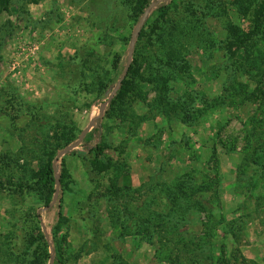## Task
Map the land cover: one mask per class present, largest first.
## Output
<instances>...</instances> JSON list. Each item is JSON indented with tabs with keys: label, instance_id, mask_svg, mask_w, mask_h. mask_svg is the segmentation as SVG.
<instances>
[{
	"label": "rangeland",
	"instance_id": "rangeland-1",
	"mask_svg": "<svg viewBox=\"0 0 264 264\" xmlns=\"http://www.w3.org/2000/svg\"><path fill=\"white\" fill-rule=\"evenodd\" d=\"M141 1L0 0V264H264V0L156 11L101 114Z\"/></svg>",
	"mask_w": 264,
	"mask_h": 264
},
{
	"label": "trees",
	"instance_id": "trees-1",
	"mask_svg": "<svg viewBox=\"0 0 264 264\" xmlns=\"http://www.w3.org/2000/svg\"><path fill=\"white\" fill-rule=\"evenodd\" d=\"M155 0H142L141 1V6H140V18L141 16L143 15L144 11L150 6L151 3H153ZM157 2V5L152 9V11L150 12V16L151 17L156 11L160 10V11H165V9L173 3V0H159V1H156ZM149 19V18H148ZM147 19V20H148ZM139 21V20H138ZM138 23V22H137ZM147 23V21H146ZM146 27V24L145 26L143 27L142 31H141V35H143L144 33V28ZM132 67V66H131ZM131 67H130V70H131ZM129 70V72H130ZM129 75V73H128ZM127 75V76H128ZM158 83V82H157ZM125 85V80L123 81L122 83V86ZM160 90H164V87L163 85H161V83H159V87H158ZM114 100L110 101L109 104L111 105L113 103ZM100 118H97L96 120H98ZM88 140L89 141H92L93 140V135H89L88 137ZM94 149V152H95V156L97 158V160L99 162H96V163H100V158L103 156V151H104V146L101 142H98L95 144V146L92 148ZM111 164H107L104 168H111ZM105 170V169H104ZM42 174H43V181H44V185L47 187L48 189V197H47V200H46V203L45 205H49L50 202L54 199L53 196L55 195V192H56V186H57V183H56V179H55V174H56V164L54 162H50L49 164H47L43 171H42ZM67 174V170L66 169H63V174L61 176V182H63V179L64 177L66 176ZM61 187H62V184H60V190H61ZM171 203V202H170ZM41 217H44L43 213H41L40 215ZM48 233L46 231V227L43 226V228L41 229V232L39 234V246H40V249L42 247V244H44V246L46 247V250H45V253L47 254H44V256H46V258L48 259L49 258V253L47 251L48 249V246H49V240H48ZM49 250V249H48ZM40 258H43V257H40Z\"/></svg>",
	"mask_w": 264,
	"mask_h": 264
},
{
	"label": "water",
	"instance_id": "water-1",
	"mask_svg": "<svg viewBox=\"0 0 264 264\" xmlns=\"http://www.w3.org/2000/svg\"><path fill=\"white\" fill-rule=\"evenodd\" d=\"M156 5H157V2L156 1H154L153 3H151L150 6L144 11L143 15L141 16V18L139 19L137 25L135 26L134 31H133V34H132V37H131V42H130V47H129V53H128V60H127V66H126V68L124 70L123 76L121 77V79L119 80V82L116 84L115 88L111 92V94L108 97V99L101 104V107H100L101 114L104 113L105 108H106V105L110 101H112L114 99V97L116 96V94L120 90L123 81L126 79L128 73H129L130 67L132 66V63H133V56H134V51H135V46H136L137 39L141 35V31H142L143 27L145 26L147 19L150 16V12L152 11V9ZM95 123H96V120H93L89 124V126L85 130H83V132L81 133V135H80V137H79V139H78L77 142H75L74 144L70 145L69 147H67L63 151H61L59 153V155H58L57 160H59V158L62 157L64 154H66V153H68V152L76 149L82 143V141L84 140L85 136L91 130V128L93 127V125ZM59 192H60V183L58 181L57 182V186H56V192H55V195H54V199H53L52 204H55L56 203V201L58 199V196H59ZM48 208L49 207H46L45 209H48ZM40 219L42 220V217L41 216H40Z\"/></svg>",
	"mask_w": 264,
	"mask_h": 264
}]
</instances>
